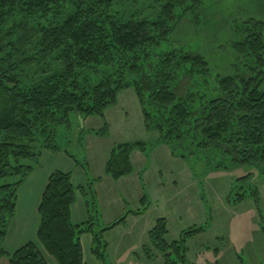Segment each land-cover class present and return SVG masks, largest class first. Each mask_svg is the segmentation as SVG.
<instances>
[{
  "label": "trees",
  "instance_id": "obj_1",
  "mask_svg": "<svg viewBox=\"0 0 264 264\" xmlns=\"http://www.w3.org/2000/svg\"><path fill=\"white\" fill-rule=\"evenodd\" d=\"M102 6L108 9L101 10ZM111 7V0H0V260L8 257L9 264H49L45 253L58 264H84L81 238L84 233H93L95 217L91 215L82 224L73 222L71 209L77 191L84 192L85 186H74L71 173L56 170L48 179L39 207L38 243L28 242L10 254L4 243L6 223L16 211L19 187L35 169L24 163L39 155L33 150L35 133L70 121L71 111L102 115L116 102L118 93L129 86L130 76L138 77L133 84L143 107L145 126L157 128L175 153L184 155L185 130L200 116L196 122L201 145L209 146L205 142L211 139L229 140L240 163L256 167L264 163V22L248 23L247 35L239 42L245 57L254 60V64L241 78L221 80V94L203 104L199 91L194 95L195 91L188 89L194 79L208 75V64L202 56L167 51L151 60L155 55L152 48L161 44L157 30L166 28L172 5L155 23H117L110 17ZM63 14H67L65 19ZM30 23L35 24V31L41 36L39 53L44 57L57 54L67 69L54 80L42 79L20 90V80L12 71L18 66L15 50L21 39L10 32L11 40L6 42V30L26 31ZM24 39L26 44L28 38ZM110 62L116 64L112 72L90 90L80 88L75 76L77 67ZM184 72L190 76L177 89L175 77ZM46 143L44 149H58L50 133ZM147 147L148 143L142 140L118 143L109 155L105 172L116 180L131 174L133 151H146ZM254 186L252 195L259 202L258 188ZM243 199L239 196V200ZM146 201L143 198L142 203ZM125 220L126 216L121 217L102 233ZM201 231L204 226L189 228L169 244L167 221L159 219L150 232V241L164 254L167 264H185L186 242ZM93 243V252L107 264L101 247L102 234L93 233ZM145 249L149 257L147 246Z\"/></svg>",
  "mask_w": 264,
  "mask_h": 264
},
{
  "label": "rangeland",
  "instance_id": "obj_2",
  "mask_svg": "<svg viewBox=\"0 0 264 264\" xmlns=\"http://www.w3.org/2000/svg\"><path fill=\"white\" fill-rule=\"evenodd\" d=\"M111 2L110 17L117 23L144 21L155 23L163 18L165 10L170 9L169 5H172V14L168 16L166 28L162 31L157 30L159 31L158 36L161 44L152 48L155 55L151 57V60L160 57L162 53L167 51L202 56L208 64V75L194 79L188 89L189 92L195 91L194 95L199 91L198 98H203V101H201L203 104L221 94V80L228 77L236 79L243 77L249 65H253L255 62L247 56L245 57L239 42L244 40L247 35L248 23L251 21L255 23L264 22V0H111ZM100 9L105 10L108 7L102 6ZM69 13L72 12L69 11ZM54 15L51 17H54ZM62 17V19H65L67 14H63ZM27 30V33L22 28L16 31L6 30V42L11 40L12 36L8 35L10 32H15V38L21 39L15 50L18 66L12 71V74L20 80V90L32 87L42 79L54 80L57 76L65 73L67 69V66L57 54L53 53V55L44 57L41 51L39 53L37 44L41 36L38 30L35 31L34 23H30ZM24 38H28L26 44ZM115 67L116 64L111 62L109 65L83 67V69L77 67L75 70L77 83L81 89L90 90L95 86V82L100 81L105 74L112 72ZM189 76L186 72L177 75L174 86L178 89L179 84L185 80L184 78ZM135 79H138V77L135 75L130 76L129 86L124 87L118 93L116 102L110 104L102 115H83L77 111H71L69 114L70 121L49 125L50 128H47V132H36L33 150L39 155L35 159L24 163L30 165L33 169L40 168L38 172H44L57 161L62 164V158L65 156L71 159L85 160L84 149L88 136L104 137L110 129L107 118L109 111L113 115L115 114L116 119L120 115L123 117L124 112H128L131 127V129L127 126H125V129L124 127L122 129L114 127L112 135L118 134V132L133 133L137 125L139 126L141 117L145 126L143 107L133 84ZM195 83H198L200 88H197ZM83 85L90 87L88 89ZM199 117L194 118L185 130L186 150L184 155L175 153L173 148L163 141L157 128L147 129L145 126L147 133L143 134L142 132L138 136L146 137L141 140L148 143L147 150L142 152L147 154L161 144L167 147L172 156V168H166L161 173H157L158 171L154 173V181L156 180L157 191H159L157 197L161 209L167 213L178 207L180 209L178 212L180 217H177V219L170 218L164 212L165 215L156 219V224L159 219L167 221V243L170 244L172 241L179 239L182 233L189 228L204 226V231L199 232L186 242L187 261L185 264H220L218 257L220 253H230L232 250L236 253L235 247L229 243L230 239L229 236H226V230L227 227H230L231 219L239 212L249 207L258 206L260 227L264 233V216L261 208L264 202V163L260 167L249 163H240L229 140L216 142V140L211 139L220 146L214 145L215 143H211V140L205 142L210 144L209 146L201 145V142H199L201 132H197L198 123L196 122ZM49 133L55 138L57 150L53 151L43 147L47 144ZM135 141L139 140L136 139ZM123 142L115 143L111 151L118 143ZM46 151L51 153H46ZM245 176H247L246 179L243 178ZM93 180L96 181L91 179L85 185L87 194L91 196L95 195ZM256 181L257 184H255ZM33 182L34 179L29 181V185H27L29 189ZM134 183L135 181L132 180L126 185V189L130 190L134 199H138L139 194L138 191H135ZM148 184L151 187V182H148ZM253 185H257L259 202L257 197L252 195ZM22 190L23 188L20 186L16 211L7 220L4 243L9 242L12 236ZM239 196H244V199L239 200ZM89 200L92 204V199ZM201 207L207 209L208 213H203ZM191 208H195V210ZM132 214H136V211L133 210ZM96 219L95 217L93 233L103 235L102 229L96 228ZM170 222H174L176 228L169 227ZM179 226L182 228L179 229ZM209 229L211 231L208 233ZM179 231L181 232L178 236ZM88 233L93 236V233L90 232L84 234ZM102 241L104 243H101V247H103L105 256L107 244L103 239ZM146 246L151 253L149 257L145 253ZM143 252L145 259L142 260V264L148 261L151 264H167L164 254L151 244L150 233L149 243L144 245ZM93 254L95 253L93 252ZM137 255H134V257H138ZM216 255L217 257H215ZM104 259L106 261V256ZM106 262L107 264H118L111 260ZM228 264L242 263L233 258L231 262L228 261Z\"/></svg>",
  "mask_w": 264,
  "mask_h": 264
},
{
  "label": "crops",
  "instance_id": "obj_3",
  "mask_svg": "<svg viewBox=\"0 0 264 264\" xmlns=\"http://www.w3.org/2000/svg\"><path fill=\"white\" fill-rule=\"evenodd\" d=\"M128 117L129 113L124 112L123 117L120 115L116 119L115 114L113 115L109 111L107 118L110 129L104 137L88 136L84 149L85 160L71 159L65 156L62 158V164L57 161L44 172H38L40 168L33 170L21 186L23 190L17 209L16 224L9 242L5 243V248L10 254L28 242L38 243L37 233L41 221L39 207L42 196L50 175L54 171L60 170L72 174V181L76 187L87 185L91 179L96 180L93 183L95 195H88L86 190L77 192L76 201L71 209L74 223L82 224L91 215H94L97 218L96 228L103 230L126 215L124 222L104 231L102 235V239L107 244L105 249L106 261L111 260L118 264H142V260L145 259L143 247L149 243V233L154 228L156 219L165 214L170 218L177 219L180 217L178 214L180 209L178 207L170 213L164 212L158 201L159 191H157L156 180L154 181V173L157 171V173H161L166 168H172L173 165L172 156L164 145H158L157 148L152 149L147 154L135 150L131 156L134 171L129 175L116 180L105 172L106 163L115 143L141 140L143 137L138 135L142 132L143 134L147 133L140 116L139 126L137 125L133 133L118 132L115 134L117 137L112 135L114 127L120 129L124 127L125 129L127 126L131 129ZM46 153L51 152L46 151ZM31 179H34V182L29 189L27 185ZM132 180L135 181L134 186L135 191H138L139 194L138 199H134L130 190L126 189V185ZM148 182H151V187H149ZM143 198L147 199L144 204L142 203ZM89 199H92V204ZM201 208H203V213H208L207 209ZM257 208L258 206L249 207L231 219L230 227H227L226 230V236H229V243L235 247L236 253L233 250L230 253H220L218 256L220 264H228V261L231 262L233 258L242 264H264V233L260 227ZM261 208L264 216V202ZM191 209L195 210V208ZM133 210L136 211V214H132ZM169 227L176 228V225L174 222H170ZM180 228L182 227L179 226ZM210 231L211 229L208 230V233ZM180 232L177 233L178 236ZM81 240L85 257L84 264H89V262L91 264H104L100 258L93 254L92 234H84ZM134 255L138 257H134ZM45 256L49 264H58L50 255L45 253ZM0 263L9 264V258L4 257ZM145 264H151V262L148 261Z\"/></svg>",
  "mask_w": 264,
  "mask_h": 264
}]
</instances>
